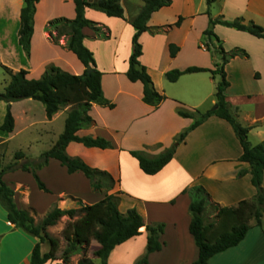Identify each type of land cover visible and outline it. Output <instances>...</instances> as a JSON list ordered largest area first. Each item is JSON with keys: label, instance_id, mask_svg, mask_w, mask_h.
<instances>
[{"label": "crops", "instance_id": "crops-1", "mask_svg": "<svg viewBox=\"0 0 264 264\" xmlns=\"http://www.w3.org/2000/svg\"><path fill=\"white\" fill-rule=\"evenodd\" d=\"M98 1L88 0L89 3ZM119 1L124 9V19L108 17L90 8L85 11V17L88 20L110 31L108 40L98 39L95 32L89 28H85L83 33L84 45L93 53L97 69L103 73L102 87L105 99L109 105L114 107L93 104L90 115L95 124L77 133L81 138H106L112 141L115 148L101 150L71 143L67 148V154L72 158H80L90 167L106 171L114 177L118 183L113 192L123 193L120 205L125 206L124 213L130 209H136L147 226L157 224L165 226L161 236L163 248L160 252L150 255L148 264H193L198 259L199 250L189 232L190 199L187 195H182V192L190 187L201 185L209 192L213 202L227 208L236 207L241 201L250 200L256 195L251 174L247 173L242 178L238 177V173L242 170L250 172V167L248 164L239 162L242 147L235 132L226 121L211 117L192 131L181 145L177 146L173 160L155 176L144 174L138 161L131 157L129 152L141 151L150 158L157 157L164 150L172 147L181 133L194 123L191 119L180 117L178 109L181 106L188 110L197 109L207 100V96L201 94L200 87H187L186 83L184 84L186 79L198 80L199 83L208 80L217 89L218 76L214 78L210 73L185 75L176 83H169L166 80V73L172 69L184 70L188 67H199L213 70L215 65L221 61L220 56H214L211 48L213 53L207 50L208 45L211 47V40H208L207 44L204 42L205 37L207 38L205 35L207 26L198 30L196 28L198 18L205 20L208 25L210 18L217 19L223 16L228 21L243 18L246 22L252 21L264 28V0H217L210 8V15H207L206 0H201L205 6L199 9L195 8L194 0H171L170 7L163 8L152 15L148 22L150 27L173 25L180 17L184 18L180 27H173L159 35L146 32L139 39L143 49V54L139 59L140 63L151 76L156 91L166 97L158 108L145 104L143 85L140 82L132 83L126 77L129 59L133 52L132 40L136 32L132 23L140 15L146 0ZM180 2L184 6L178 10ZM57 4L53 7L56 10L47 13L45 18L41 17V11L46 6L45 1L40 0L37 5L31 51L29 55L22 51V57L26 60L24 59L25 62L22 63L21 69L17 70L18 72L27 71L29 79H40L51 66L74 75H82L85 71V67L77 57L66 49V39L62 38L60 45H55L44 30L48 22L54 19L74 20L76 18L74 0H57ZM14 6L16 7L15 16L10 12L7 26L2 33L13 35L8 49L10 51L13 49L16 54L19 45L16 32L20 28L23 0L15 1ZM214 32L226 47L225 51L242 49L249 55L246 59L235 58L226 65L225 71L229 82L231 80L229 70L233 67L235 79L249 78L264 83V40L220 25L214 28ZM170 45H175L180 49L175 58L170 55ZM44 47L47 49V54L43 51ZM204 54L213 56L211 66L204 67L200 64L199 61ZM101 63L105 64L108 70H101ZM17 71L14 73H18ZM204 75L207 77H203ZM108 77L112 78L109 80L118 82L119 86L113 89L106 85ZM230 85L226 93L227 101L231 104L232 112L237 115L241 112V107L230 96L232 83ZM179 87H182V91ZM215 93L216 90L214 94L211 93L208 96L212 98V105L216 104ZM68 111L69 108L64 109L51 121L47 119L45 113L43 125L54 126L62 120L65 129ZM251 122V124H245L246 127H252L250 133L253 129L257 130L264 126L263 122H255V120ZM37 125L39 124L33 121L26 126L30 129ZM63 132H55L53 129L45 131L53 137L50 149ZM17 172L23 173L21 178L11 173L5 175L3 181L7 183V178L13 176L15 182L27 184L25 175L31 173ZM48 172L57 176L59 174V177L62 175L65 178L72 177L83 181L88 189L90 186V198L81 196L77 191L78 187L69 190L56 184L55 187L58 189L55 191L54 184L48 178ZM37 174L50 191V193H45L38 188L43 200L48 201L49 208L56 204L57 208L63 211L80 210L83 206L96 204L105 197L100 199V193L93 192L89 180L83 173L70 175L67 169L56 160H50L46 166L37 171ZM34 188H37V185ZM64 193L69 199L75 198V201H61L63 199L59 196ZM126 201L132 202L130 206L125 205ZM254 230L261 232L258 235V242L262 243L261 246L264 249V228L253 227L250 233H254ZM140 232V236L118 246L112 252L107 264H136L147 252L146 228H142ZM247 238L248 235L239 246L214 256L208 264H259L260 260L254 258L253 260L252 258L242 260V262L241 259L238 260ZM38 242V239L29 236L22 229H17L9 222L7 212L0 203V264H30L33 249ZM43 246L42 252L44 253ZM91 247L94 254L101 246L98 241L93 240ZM96 260L100 259L96 258ZM100 264H102L101 260Z\"/></svg>", "mask_w": 264, "mask_h": 264}, {"label": "trees", "instance_id": "trees-1", "mask_svg": "<svg viewBox=\"0 0 264 264\" xmlns=\"http://www.w3.org/2000/svg\"><path fill=\"white\" fill-rule=\"evenodd\" d=\"M216 1L206 0L207 15H210V8ZM39 2L40 0H23L20 13L18 44L28 55L31 51L34 17ZM74 4L76 11L74 20L54 19L48 22L44 30L55 45H60L62 38L66 39V49L72 52L85 67L82 75H74L51 66L40 79H29L27 71L21 70L14 73L5 67L10 76V83L4 92L0 93V102L7 105V112L0 127L2 132L7 134L14 132L15 119L12 113V104L21 101L40 102L44 106L49 121L64 109L69 108V111L63 134L56 144L41 155L38 160H29L27 164L22 166L16 163L5 168L0 163V203L7 212L10 223L39 240L33 249L30 264H48L55 259L53 253L58 250L59 242L51 238L48 229L56 226L64 217L77 218V220L69 223L62 232L67 242V248L61 256L62 264H71V257L77 254L82 255L78 264H94L86 255L93 240L98 241L101 246L94 253V257L100 259L102 264H107L112 252L118 246L140 236V230L144 227L148 234L147 252L136 264H148L150 255L160 252L163 248L161 236L165 226L163 224L147 226L136 209L122 213L119 209L122 192L106 194L98 203L83 206L80 210L63 211L55 208L39 225H36L29 211L17 207L14 189L3 181V177L9 173L18 170L29 172L33 174L38 188L45 193H50L38 177L37 171L46 166L50 160H56L67 169L70 175L78 172L83 173L89 180L93 192L110 193L116 188L118 182L110 173L92 168L80 158L70 157L67 154V148L71 143L101 150L115 148L112 141L106 138H81L77 135L80 130L89 129L95 124L90 115L93 104L114 107L109 105L105 99L102 87L103 73L97 69L93 53L84 45L83 30L89 28L95 32L98 39L108 40L110 38L109 29L88 20L85 17L86 9L90 8L102 12L108 17L120 19H124V9L119 0H99L95 3H89L88 0H74ZM171 5V0H146L140 15L132 23L136 32L132 40L133 52L129 59L126 77L132 83L140 82L143 85V101L153 108H158L166 100V97L156 91L147 69L140 63L139 59L143 54V49L139 39L146 32L151 35H159L166 33L173 27L181 26L184 21L182 17L173 25L163 27H150L148 25L154 13ZM217 25L264 40V28L252 21L246 22L243 18L228 21L223 16L217 19L210 18L209 28L205 31V35L209 40H213L219 45L218 54L221 57V63L216 64L213 70L199 67H188L184 70L172 69L166 73V80L169 83H176L185 75L199 73H210L214 78L219 76L220 81L215 93L217 108L203 113L197 109L188 110L181 106L178 110L179 116L184 119H191L194 123L176 139V145L164 150L161 155L154 158L148 157L141 151L129 152L131 157L138 161L144 174L155 176L173 160L177 146L181 145L192 131L203 125L211 117L226 121L235 132L242 147L239 162L248 164L250 167V172L242 170L238 173V177L242 178L250 173L256 195L250 200L241 201L236 207L227 208L213 202L209 192L201 185L190 187L182 192V195H187L190 199L191 222L189 232L199 250L198 259L193 264H208L214 256L239 246L251 230V222H254L256 227H262L264 217V142L258 145L250 143L249 134L252 127H244L237 121L231 112L232 107L227 101L226 95L231 86L225 71L226 65L235 58L246 59L249 55L242 49L225 51L221 40L214 33V28ZM169 50L171 57L175 58L180 49L175 45H170ZM207 50H211L209 45ZM89 70L91 71L89 72ZM0 142H2L1 139ZM15 157L20 160L25 158V154L19 152ZM210 208L216 211V219L211 222L206 216ZM47 241L51 244V253L42 252V245Z\"/></svg>", "mask_w": 264, "mask_h": 264}, {"label": "rangeland", "instance_id": "rangeland-1", "mask_svg": "<svg viewBox=\"0 0 264 264\" xmlns=\"http://www.w3.org/2000/svg\"><path fill=\"white\" fill-rule=\"evenodd\" d=\"M17 0H0V35L2 38V42L0 43V93H3L5 88L10 83V76L5 70V67L8 69H11L13 72H16L17 70L21 69L22 63H24V59L22 57V49L18 45V53L14 54L13 47L11 46L12 51L8 49L10 45V39H12L13 35H5L2 32L4 31L5 27L7 26V20L8 15L11 14L14 15L16 7L14 6V3ZM46 3V6L43 7V10L41 11V17L45 18L49 13L52 11H55L56 9L53 8L54 5L57 4V0H44ZM195 8L199 9L202 6H205L201 3V0H194ZM58 5V4H57ZM184 4L182 2L179 3L178 10H181L183 8ZM204 8V7H203ZM12 10V11H11ZM48 13V14H47ZM224 15V14H223ZM42 20V19H41ZM39 20V21H41ZM263 22V21H260ZM197 26L196 28L199 30L201 27H205L207 30L209 28L208 23L206 24L205 20H201V18H198L196 22ZM197 30V31H198ZM215 33V32H214ZM16 36H18V29L16 32ZM206 44L209 40V38L205 37ZM223 45V43H222ZM219 46V45H218ZM7 47V48H6ZM224 49L226 50V47L223 45ZM230 47V46H229ZM214 51V56L218 54V48L217 43L211 40V47ZM211 50V51H212ZM43 51L45 54H47V49L44 47ZM212 51V53H213ZM213 57V56H212ZM212 57L208 56L207 54H204L201 56L200 64L204 67L211 66L212 65ZM101 62V61H100ZM221 63V61H219ZM35 66V65H34ZM33 66V67H34ZM101 70H108L107 66L103 63L100 65ZM18 72V71H17ZM230 73V83H232V88L230 89V96L233 98V101L238 102L241 107V112H239L237 115L236 113L232 112L233 116L237 119V121L244 127H246L245 124H251L252 120H255V122H263L264 124V83L256 82L249 78H242V79H235V76L233 75V67L229 70ZM203 77H207L204 75ZM112 78H107L106 85H109L111 88L115 89L119 86L118 82H114L112 80H109ZM218 80L220 81V77L218 76ZM232 81V82H231ZM108 82V83H107ZM114 82V83H113ZM186 83L187 87H200L201 94L203 96H207V100L201 105V107L197 108V110L201 112H207L209 110H213L216 107V104L212 105L211 101L212 98H208V96L212 93L214 94V91L216 90L215 87L209 83L208 80L205 82L199 83L198 80H188L186 79L184 81V84ZM180 86V85H178ZM176 86V88H178ZM215 89V90H214ZM179 90L182 91V87H179ZM184 90V89H183ZM251 96V97H249ZM32 102V103H31ZM179 110V109H178ZM7 112V105L4 102H0V127L4 121L5 115ZM12 113L15 119V130L12 134H7L1 131L0 129V139L2 142H0V163L2 164V167H8L14 164H18L19 166L25 165L29 162V160H38L41 155H43L45 152L49 151L51 146V137L50 135L46 134L45 131L48 130H55L60 131L61 133L64 131V121L59 120L54 126L50 125H43V119L45 117V112L43 105L40 102L31 101V100H25L18 103H15L12 108ZM179 115V114H178ZM111 116V115H110ZM112 117V116H111ZM36 122L37 126H34L30 129H27V124L31 122ZM251 122V123H250ZM264 140V126L261 128H258L257 130H254L249 134V141L252 145H258ZM176 145V142L175 144ZM19 152H23L26 154L25 158H22L20 160H17L15 155ZM21 171V170H18ZM11 174V173H9ZM22 172H13L11 175L17 176V178H21ZM38 175V174H37ZM49 180L54 184V190L56 191L58 188L55 187L56 184H58L60 187H63L65 189L72 190L73 188L78 187V192L81 196L90 198V186L89 189L87 188L86 184L76 178H65L62 175L59 177L57 175H53L52 173H47ZM25 180L28 181V185L24 183L15 182V179L13 176H10L7 178V185L10 186L12 189H14L16 196H15V202L19 209L21 210H27L30 212L31 216L35 220V224L39 225L43 219L55 208H57V205L54 204L51 208L48 207V201H44L43 197L39 194L38 185L36 183V180L34 179L33 174H26ZM5 182V181H4ZM33 185V186H31ZM37 185V188H34ZM34 189V190H33ZM96 193V192H95ZM115 192H100L99 198L102 199L106 194H111ZM117 193V192H116ZM59 197H61V201H75V198L69 199L66 194H62ZM67 197V198H66ZM122 195H120V198ZM50 199V197H49ZM122 200V198H121ZM59 201V199H58ZM57 203V202H56ZM130 201H126L125 205L130 206ZM121 204V203H120ZM34 206V208H33ZM141 206V205H139ZM135 208V207H133ZM140 208V207H139ZM120 211L124 213L125 206L119 207ZM142 209V207H141ZM141 215V214H140ZM190 215V213H189ZM207 219L209 222L214 221L216 219V211L213 209H208L207 211ZM191 218V216H190ZM67 217V219H61L60 222L57 223L56 226L50 227L48 229V233L51 236V238L57 240L59 242V248L56 252L53 254L55 255V259L48 264H62L61 256L64 252V250L67 248V242L65 241L63 237V230L66 228V226L69 223H73L77 220V218L70 219ZM264 222V220H263ZM254 222H251V226H254ZM264 228V223L262 225ZM258 227V228H262ZM251 228V230H252ZM250 230V231H251ZM249 231V233H250ZM254 233H248V240L242 250V254L238 257V260L242 262L245 260H253L259 259L260 263L264 264V249L261 246L262 243L258 242V235L261 233L258 230H254ZM44 246V253H51V244L47 241L43 244ZM93 248L90 247L87 250V257L93 262L94 264H100V260H96L93 254ZM243 256V257H241ZM241 257V258H240ZM82 259L81 254H77L70 259L71 264H78L79 261ZM259 263V264H260Z\"/></svg>", "mask_w": 264, "mask_h": 264}, {"label": "water", "instance_id": "water-1", "mask_svg": "<svg viewBox=\"0 0 264 264\" xmlns=\"http://www.w3.org/2000/svg\"><path fill=\"white\" fill-rule=\"evenodd\" d=\"M91 70H89V72H90ZM215 108H217V107H215Z\"/></svg>", "mask_w": 264, "mask_h": 264}]
</instances>
